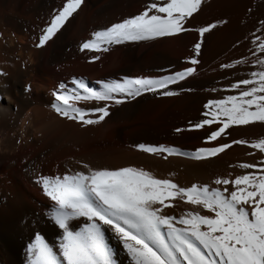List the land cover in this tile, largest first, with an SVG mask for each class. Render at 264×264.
I'll return each instance as SVG.
<instances>
[{"label":"bare ground","instance_id":"6f19581e","mask_svg":"<svg viewBox=\"0 0 264 264\" xmlns=\"http://www.w3.org/2000/svg\"><path fill=\"white\" fill-rule=\"evenodd\" d=\"M148 1L82 0L61 31L43 47L36 48L40 30L65 0H0V73L4 74L0 75V264H26L27 245L37 233L59 252L61 234L45 215L53 202L43 194L38 182L41 176L55 178L87 171L81 167L87 163L93 169L143 168L180 187H223L213 184L216 177L232 179L264 167L260 165L264 154L246 145L232 144L218 155L199 161L182 155L149 154L137 147L163 145L190 153L200 147H216L218 141L231 144L232 140L264 138L261 122L234 125L216 141H207L206 136L217 124L199 130L191 127L205 118L202 113L207 101L238 95V90L230 85L259 70L253 64V40L264 37V0H245L229 17L224 37L210 36L201 41L199 54L207 57L196 65L184 56L168 54L165 45L169 37L125 42L111 46L107 52L80 51V44L91 38V32L138 14L140 11L131 8L145 7ZM185 27L190 28L187 24ZM187 34L179 33L176 42L181 44ZM227 38L229 58L220 59L218 53ZM194 44L186 48L190 55H196ZM215 54L219 59L209 60ZM93 56L99 59L90 62ZM245 60L247 63H234ZM221 64L233 67L222 69ZM187 67L194 68L193 74L168 86L177 95L163 96V89H159L155 93L143 92L134 99L113 93L116 99L123 100L119 105L113 101H101L99 105L95 101L79 103L77 106L82 107L108 103L109 115L96 125L81 127L51 109L52 92L59 91L61 82L74 87L70 84L74 77L101 90L98 80L159 78ZM25 86L30 87L28 92L24 91ZM177 128L181 131L176 132ZM240 163L256 164L257 168L240 169ZM173 203L175 207L162 209V214L178 218L192 208L183 201ZM82 223V219L71 221L72 230H78ZM103 231L114 264H132L114 233L107 228Z\"/></svg>","mask_w":264,"mask_h":264},{"label":"snow or ice","instance_id":"6c2138e0","mask_svg":"<svg viewBox=\"0 0 264 264\" xmlns=\"http://www.w3.org/2000/svg\"><path fill=\"white\" fill-rule=\"evenodd\" d=\"M201 3L202 0H150L138 14L91 32V38L80 44V51L107 52L113 45L151 41L189 31L203 37L217 25L185 27ZM81 4L82 0H65L62 7L54 9L40 30L35 47L41 48L52 40ZM253 44V64L259 70L249 72L248 78L230 85L231 89L238 90V95L207 101L202 113L205 118L191 125L199 130L217 124L215 130L208 132L207 141H216L234 125L264 123V37H255ZM193 49L198 55L199 40ZM97 59L98 56H93L90 62ZM188 62L191 65L199 63L195 56ZM220 67L231 68L233 64H221ZM193 72V67H187L159 78H124L122 82L98 80L96 83L101 90L74 77L70 81L74 87L61 82L59 91L52 92L51 109L81 127L96 125L109 115L108 103L94 107L77 106L79 103L87 105L95 101L99 105L101 101H113L119 105L123 100L116 99L113 93L134 99L143 92L155 93L159 89H163L160 93L163 96H174L177 93L168 90V86ZM29 90L30 87L25 86L24 91ZM90 115L95 118H89ZM232 144L246 145L264 154V138L232 140L231 144L218 141L216 147H200L190 153L163 145L139 144L137 147L149 154L182 155L199 161L218 155ZM260 165H264V160ZM81 167L87 171H76L63 177H39L43 194L53 202L45 215L60 230L59 252L57 254L37 233L27 245L26 264H114L112 251L105 242L104 228L114 233L132 264H264V167L232 179L216 177L213 184L223 187L207 184L180 187L137 167L93 169L87 163ZM237 167L250 170L256 169L257 165L240 163ZM177 200L192 206L191 210L178 218L162 214V209L174 208L173 201ZM80 219L83 223L79 229L72 230L70 222ZM173 221L182 227L174 226Z\"/></svg>","mask_w":264,"mask_h":264},{"label":"rangeland","instance_id":"374dc122","mask_svg":"<svg viewBox=\"0 0 264 264\" xmlns=\"http://www.w3.org/2000/svg\"><path fill=\"white\" fill-rule=\"evenodd\" d=\"M245 0H202L201 7L198 10L196 14H194L193 18H190L186 24L191 28H198L206 26L210 23H215L217 26L210 30L208 33H205L203 37L199 35V33L195 31H189L186 38L181 44H178L176 42V38L178 37V34L175 36L169 37V41L166 43L165 48L168 54L172 57L178 56H184L188 60L195 56L197 60L203 59L202 57H207L204 53H200L199 55H190L188 54V49H186L190 44L196 43L198 40L201 42L203 40L209 39L213 37H224L223 35L228 30L229 27V17L234 13V11L237 10L239 6L244 2ZM150 2V0L148 1ZM147 2V3H148ZM146 3V4H147ZM236 3V4H235ZM231 8V9H230ZM132 11L139 12L144 10V6L138 5L133 6L131 8ZM233 10V11H232ZM230 12H232L230 14ZM192 19V20H191ZM218 21H223L224 23H217ZM191 24V25H189ZM228 25V26H227ZM226 30V31H224ZM217 32V33H215ZM219 32V33H218ZM213 33V34H212ZM216 34V35H215ZM207 37V38H206ZM221 47V51H219V55L215 54L212 55L213 57H208L211 61L223 59V58H229V38L225 39ZM180 45V46H179ZM178 46V47H177ZM184 46V48H183ZM181 50V51H180ZM185 50V51H184ZM223 50V51H222ZM221 53V54H220ZM203 54V55H201ZM218 55V57H217ZM221 56V57H220ZM225 56V57H224ZM217 58V59H216Z\"/></svg>","mask_w":264,"mask_h":264}]
</instances>
